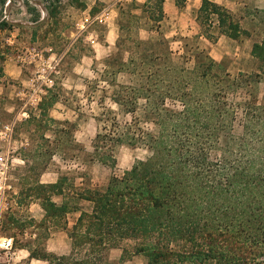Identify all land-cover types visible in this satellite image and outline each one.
Segmentation results:
<instances>
[{"label":"trees","instance_id":"obj_1","mask_svg":"<svg viewBox=\"0 0 264 264\" xmlns=\"http://www.w3.org/2000/svg\"><path fill=\"white\" fill-rule=\"evenodd\" d=\"M186 2L175 0L179 8ZM153 9L150 20L161 22L164 0ZM249 14L263 30L251 53L256 74L232 76L200 50L192 51L190 69L160 57L120 64L137 82L115 80L111 100L119 113L104 109L95 118L91 160L113 168L122 146L143 147L150 156L104 190H86L80 198L91 210H74L80 214L70 230L69 206L45 196V220L65 223L72 249L60 256L33 251L31 259L104 264L109 250L120 249V263L142 256L146 264H264V101L253 92L264 78V10ZM197 22L211 42L251 36L240 17L211 0L201 1ZM239 90L247 97L235 101ZM118 114L130 120L121 125ZM38 187L62 194L59 182Z\"/></svg>","mask_w":264,"mask_h":264},{"label":"rangeland","instance_id":"obj_2","mask_svg":"<svg viewBox=\"0 0 264 264\" xmlns=\"http://www.w3.org/2000/svg\"><path fill=\"white\" fill-rule=\"evenodd\" d=\"M201 1L187 0L179 8L175 0H164L165 16L157 23L149 18L156 0H0V171L6 168L0 174V264H47L31 259L33 251L69 254L65 223L45 220V196L69 206L70 230L80 213L74 210H91L80 198L86 190H104L112 177L150 156L143 147L122 146L113 168L91 160L95 118L104 109L119 113L111 100L115 80L137 82L120 64L160 57L190 69L192 51L200 50L232 76L257 73L251 53L263 30L249 12L264 10V0H211L240 17L251 32L238 40L219 36L216 42L203 36L197 22ZM253 92L264 101V78ZM245 97L239 90L233 99ZM129 120L118 114L121 125ZM143 126L156 130L150 123ZM241 131L238 121L234 133ZM57 182L62 194L40 192V184ZM121 254L109 250L104 264H146L142 256L120 263Z\"/></svg>","mask_w":264,"mask_h":264},{"label":"built area","instance_id":"obj_3","mask_svg":"<svg viewBox=\"0 0 264 264\" xmlns=\"http://www.w3.org/2000/svg\"><path fill=\"white\" fill-rule=\"evenodd\" d=\"M8 131H10V134H11V132H12V127H10V128H8ZM5 165V164H4ZM6 173V168L4 167L3 169H2V171H0V174L1 175H3V174H5ZM2 190V193H3V191H4V185L1 183L0 184V191ZM1 215H2V211H1V209H0V228H1ZM7 244H8V246L11 244V241H8L7 242Z\"/></svg>","mask_w":264,"mask_h":264},{"label":"crops","instance_id":"obj_4","mask_svg":"<svg viewBox=\"0 0 264 264\" xmlns=\"http://www.w3.org/2000/svg\"><path fill=\"white\" fill-rule=\"evenodd\" d=\"M79 214H80V213H79ZM77 218H78V216H77ZM77 218H76V219H77ZM75 221H76V220H75ZM74 224H75V222H74ZM74 224H73V225H74ZM73 225H72V226H73Z\"/></svg>","mask_w":264,"mask_h":264}]
</instances>
